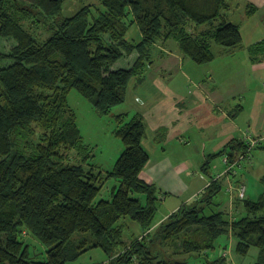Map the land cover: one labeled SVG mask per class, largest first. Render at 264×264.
<instances>
[{
    "label": "trees",
    "instance_id": "obj_1",
    "mask_svg": "<svg viewBox=\"0 0 264 264\" xmlns=\"http://www.w3.org/2000/svg\"><path fill=\"white\" fill-rule=\"evenodd\" d=\"M65 2L0 0V41L15 42L8 52L0 48V264H70L94 247H102L111 264H188L192 257L229 264L226 253L210 261L209 252L230 233L240 254L259 248L256 264H264V194L237 196L240 209L231 214L218 200L223 178L217 177L155 228L163 192L142 176L150 160L144 115H114L125 147L105 171L93 163L68 100L77 89L101 114H111L126 100L131 80L144 78L157 42L175 39L185 57L203 65L215 59L214 44L242 48L241 26L227 16L229 1L100 0L97 12L85 5L52 21ZM257 10L251 4L247 14ZM26 22L50 23V35L41 39ZM134 23L139 41L127 37ZM248 49L254 61L264 59V38ZM133 53L131 65L116 67ZM247 149L234 138L211 155L226 154L231 171ZM111 178L120 180L112 198L98 200ZM129 218L143 233L125 240ZM28 236L39 242V252ZM170 246L182 256L169 255Z\"/></svg>",
    "mask_w": 264,
    "mask_h": 264
},
{
    "label": "rangeland",
    "instance_id": "obj_2",
    "mask_svg": "<svg viewBox=\"0 0 264 264\" xmlns=\"http://www.w3.org/2000/svg\"><path fill=\"white\" fill-rule=\"evenodd\" d=\"M85 5H90L95 12L98 11V8L103 9L100 0H66L63 12L52 19V21L73 16ZM255 19L263 21L264 11L258 13ZM26 27L41 39H46L50 35V23H41L38 27L34 22H26ZM251 28L253 33L254 28L257 29L258 26L253 25ZM246 29L244 27L245 32L247 31ZM127 37L129 40H141L142 31L139 24L134 23L130 26ZM14 43L12 39H2L0 48L8 52L14 46ZM167 44L170 50L180 52L179 45L175 39H170ZM213 50L218 55L223 48L214 44ZM245 50L247 52L246 56H249L247 49ZM137 56V53H133L123 57L116 67L131 65ZM152 56L154 66H150L146 70L145 80L140 81L136 77L133 78L128 87L126 100L115 106L109 115H104L97 111L89 98L77 89H72L69 93L68 100L77 114V123L81 129L84 141L94 153L93 163L105 171L112 170L115 167L117 159L125 147L122 139L114 132L117 126L114 115L128 112L131 117L140 111L143 102H146L147 105V102L151 100L154 105L157 98L156 89L154 88L155 76L159 77L164 74L163 78L166 83L168 82L179 89L186 85L188 91L191 89L192 93L195 88L191 87L190 78L196 81L197 79L208 77L213 73V68L215 71L218 70V73H228L222 67L226 59L220 56L216 62L211 63L212 65H200L192 59H187L180 67L173 68L168 73L165 71L161 72L160 68H157L167 56L166 52L156 46L155 48L153 47ZM239 56L241 55H237V59H233L239 60L235 70L239 80L243 77L241 80L246 81L248 86L237 100V103L244 105L245 109L237 120L239 126L237 127L236 138L239 141H244L248 145V149L245 154L241 155L240 153L239 161L235 164L234 170L230 171V164L226 160V154L211 155L218 151L212 153L210 148L212 145L207 143V139L210 136L206 131L201 130L197 126H192L183 135H164L165 132H156L152 121L147 120L148 127L144 145L150 152V160L144 171L158 184L163 192L161 193L162 202H160L154 220L155 228L183 204H189L198 199L208 183L217 177L223 178V189L218 195V200L224 203V207L230 213L236 211L234 200L239 196V185L241 183L246 186L247 198L258 199L264 194V185L261 183V177L264 175V69L252 71L253 69L250 68L251 63L250 61L248 63L246 56L243 58ZM257 98H259L260 103L256 105ZM251 108H255V110ZM204 166H206V169H204ZM119 184L120 180L109 179L98 200L111 199L113 189ZM142 198L146 201V196ZM127 220L130 221L125 227V240H130L132 237L143 233L140 223L130 218ZM27 241L32 244L35 251H40L41 245L35 238L28 236ZM236 246L237 238L232 233L220 236L216 241V248L209 252V260L217 259L226 253V262L229 264L257 263L259 248L252 247L247 255H242L237 251ZM165 248L169 255L174 257L182 256L181 253H175L176 250L172 246ZM45 250L46 247H44L43 251ZM37 255L39 256V254ZM109 257V254L102 247H94L70 264H111ZM188 264H210V262H205L202 258L192 257L189 259ZM215 264L220 263L217 262Z\"/></svg>",
    "mask_w": 264,
    "mask_h": 264
},
{
    "label": "crops",
    "instance_id": "obj_3",
    "mask_svg": "<svg viewBox=\"0 0 264 264\" xmlns=\"http://www.w3.org/2000/svg\"><path fill=\"white\" fill-rule=\"evenodd\" d=\"M228 1L231 6L227 11V16L229 20L240 24L244 46L235 51L221 50L219 52L220 55L215 53L216 57L211 62H216L219 56L224 57L226 60H224L225 62H223L224 64L222 67L225 72L228 73H218V70L215 71L213 68V73L208 77H203L196 81L190 78V84L192 82L191 87L193 86L195 88L192 93L191 89L188 91L186 85H183V87L179 89L172 84L171 86L168 82L166 83L163 78L164 74H161L159 77L155 76L154 88L157 93L155 104L153 105L151 100L147 102V105L146 102H143V106H141L140 111H138L144 115L146 127H148L147 120H151L154 130L160 133L165 132L164 135H183L192 126L199 127L209 134L210 137L207 139V143L212 145V147H210L212 153L221 150L232 139L236 138V134L238 133L237 127L239 126L237 120L245 109L244 105L239 102V104L237 103V100L239 96H242L248 84L246 81L241 80L243 77L239 80L235 70L239 60L233 59H237V55H241L242 58L246 56L247 52L245 49H247L249 56H246V59L248 63L250 61V68L253 69L252 71L264 69V59L254 61L248 49L251 44L264 38V19L263 21L255 19L258 13L264 11V0ZM251 4L258 6V10L254 14L248 15V6ZM253 25L258 26V28H254V32L252 33L251 26ZM244 27L247 28L246 32L244 31ZM167 42H157L153 46L154 48L158 46L160 50H163L167 54L164 61L157 67L158 69L160 68L161 72L165 71L166 73L173 68L176 69L180 67V65L184 64L185 60L190 59L183 55L178 41L180 52L170 50L167 47ZM153 62L154 59L152 56V62L147 66V69L150 68V66H154ZM211 63L204 65H212ZM143 80H145V73L141 81ZM259 103V98H257L256 105ZM251 109L255 110V108ZM142 176L146 180L154 182L145 171H143ZM235 200V210L240 209L236 208L237 204ZM221 203L222 208L227 210V208L224 207V203L222 201ZM234 213L235 212H232L231 214Z\"/></svg>",
    "mask_w": 264,
    "mask_h": 264
},
{
    "label": "built area",
    "instance_id": "obj_4",
    "mask_svg": "<svg viewBox=\"0 0 264 264\" xmlns=\"http://www.w3.org/2000/svg\"><path fill=\"white\" fill-rule=\"evenodd\" d=\"M226 160L228 161V158H226ZM233 168V166L231 165L230 166V169H232ZM239 189H240V193H239V196L241 197V198H245L246 197V186H245V184H241L240 186H239Z\"/></svg>",
    "mask_w": 264,
    "mask_h": 264
}]
</instances>
